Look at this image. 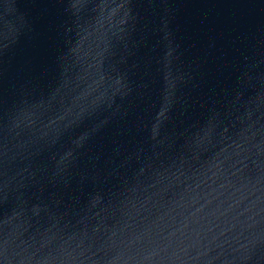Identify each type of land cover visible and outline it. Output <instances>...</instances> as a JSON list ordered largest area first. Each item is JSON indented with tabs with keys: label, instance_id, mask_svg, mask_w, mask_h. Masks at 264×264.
Listing matches in <instances>:
<instances>
[{
	"label": "water",
	"instance_id": "obj_1",
	"mask_svg": "<svg viewBox=\"0 0 264 264\" xmlns=\"http://www.w3.org/2000/svg\"><path fill=\"white\" fill-rule=\"evenodd\" d=\"M0 264H264V0H0Z\"/></svg>",
	"mask_w": 264,
	"mask_h": 264
}]
</instances>
